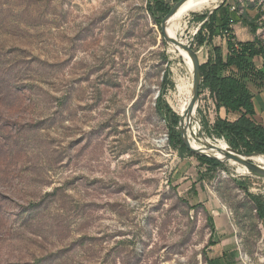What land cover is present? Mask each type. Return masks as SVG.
I'll return each mask as SVG.
<instances>
[{
  "label": "rangeland",
  "instance_id": "obj_1",
  "mask_svg": "<svg viewBox=\"0 0 264 264\" xmlns=\"http://www.w3.org/2000/svg\"><path fill=\"white\" fill-rule=\"evenodd\" d=\"M178 74L147 0H0V264H264V179L169 146ZM196 103L183 136L228 146Z\"/></svg>",
  "mask_w": 264,
  "mask_h": 264
},
{
  "label": "trees",
  "instance_id": "obj_2",
  "mask_svg": "<svg viewBox=\"0 0 264 264\" xmlns=\"http://www.w3.org/2000/svg\"><path fill=\"white\" fill-rule=\"evenodd\" d=\"M172 1L176 4L180 0ZM186 1L184 0L183 3ZM195 5H197V0L192 1L187 6ZM221 6L213 10L209 16L196 17L197 20L203 23L196 34L195 52L198 48L203 47L206 42H211L215 35L216 31L213 29L214 15ZM171 8V4L166 0H147V11L159 27L162 19L169 13ZM171 16L166 20L164 29ZM237 17L236 21L247 25L251 32L255 34L256 26L250 21L247 14L242 13ZM229 19V16L226 15L219 25L220 30L218 31L229 32L227 27ZM232 20H229V22ZM259 44L260 41L255 39L254 43L238 44L239 50L235 51L234 44L228 41V54L225 59L222 57L220 48H213V58H208L207 62L200 66V87L208 90L216 112L212 133L217 138L223 139L231 149L247 155H264V127L256 123L254 119L253 96L246 84V81H250L264 93V66L261 70H257L250 62V59L262 53L260 46L258 49L255 47ZM166 76L167 74L164 77V82L170 88H173V84L167 80ZM156 110L167 122L169 146L180 157L192 155L193 153L184 144L182 135L178 130L180 118L172 112L167 103L162 101L161 96L157 98ZM197 159L211 169L216 167L225 168L217 160L206 156H197ZM238 187L247 191L245 183H239ZM248 197L254 205L257 218L264 222V198L252 194H248ZM213 245L211 235L208 246Z\"/></svg>",
  "mask_w": 264,
  "mask_h": 264
},
{
  "label": "bare ground",
  "instance_id": "obj_3",
  "mask_svg": "<svg viewBox=\"0 0 264 264\" xmlns=\"http://www.w3.org/2000/svg\"><path fill=\"white\" fill-rule=\"evenodd\" d=\"M192 1L196 0H187L186 2L181 4L179 8L173 12L172 16L170 17L169 23L165 27L166 36L169 42V52L173 56L182 59L184 71L186 72V76L183 77L179 76V74L176 75L174 79V93L172 95L174 104H171L172 101L170 102L172 110L182 119V127L185 128H187L189 120L194 116L197 103H193V61L189 53L180 46V44H184L185 42H182L178 39V34L185 30V19L187 16H189L191 13H200L205 10H212L214 8H217L218 3L220 2V0H197V5L187 6ZM169 25L170 27L167 32V28ZM184 45H186V43ZM185 136L186 138H188L192 149H198L197 151L199 153L213 157L219 160L221 163H225L235 167V172L238 174H250L246 166L242 165L240 161L249 162L257 167L264 169V155H236L232 153L229 147L220 140H216L214 143H211L209 141L196 143L190 140L187 135ZM209 148L217 149L221 153H211L213 151ZM228 155H232L237 159H232ZM239 164H241L242 166H240Z\"/></svg>",
  "mask_w": 264,
  "mask_h": 264
},
{
  "label": "crops",
  "instance_id": "obj_4",
  "mask_svg": "<svg viewBox=\"0 0 264 264\" xmlns=\"http://www.w3.org/2000/svg\"><path fill=\"white\" fill-rule=\"evenodd\" d=\"M220 5L222 6L220 9H218L215 12L214 20H213V29L216 31V33L213 36L211 42H206V44H204V46H208L207 48L209 51L208 58L210 59L213 58V54H212L213 48H220L222 57L223 59H225V57L228 54V47H227L228 41L232 42L233 44L235 43L246 44V43H254L255 39L259 40L258 32L263 24L262 21L264 20V3H260L259 0H223ZM242 13L247 14V16L250 18V21L256 26L255 34L251 32L250 28L247 25L242 24L240 21H236L238 18L237 16ZM226 15L229 16L230 18L229 20H232L233 18L235 20V21L232 20L231 24L228 20L227 27L230 33L228 35V38H224L223 32L218 31L220 30L219 25L222 23V20L226 17ZM215 40H218L217 45L215 44ZM259 46L262 49V53L250 59V62L254 65V67L257 70H261L264 66V48L261 45V41L259 45H255L257 49L259 48ZM246 84L248 90L253 96L252 101L255 111L254 119L256 123L264 127V93L260 88H258L252 82L246 81ZM206 95L209 100V103L212 105V108L214 110V105L209 97L208 90H206Z\"/></svg>",
  "mask_w": 264,
  "mask_h": 264
},
{
  "label": "water",
  "instance_id": "obj_5",
  "mask_svg": "<svg viewBox=\"0 0 264 264\" xmlns=\"http://www.w3.org/2000/svg\"><path fill=\"white\" fill-rule=\"evenodd\" d=\"M184 0H180L178 1L169 11V13L162 19L161 23H160V30H161V33L164 37V39L166 41H168V38L165 36L164 34V25H165V22L166 20L168 19V17L170 15L173 14V12L183 3ZM218 7V6H217ZM215 9V8H214ZM180 43V42H179ZM180 46L186 50L192 61H193V103L194 102H197L198 100V95H199V87H200V84H201V76H200V62H199V58H198V55H197V52H195L190 46L188 45H184V44H180ZM178 130L179 132L181 133L182 135V139H183V142L184 144L186 145V147L193 153H197V154H200V155H203V156H206L208 158H211V159H214V160H217L213 157H210V156H207V155H204L202 153H199L197 150H194L192 149V147L190 146V142L188 140V138H186V136L182 134V129H181V126H182V122H181V118L179 120V124H178ZM230 151L236 155H241V156H250V155H247V154H243V153H240L238 151H235L233 149H231L229 147ZM230 158L232 159H237L235 158L234 156L232 155H228ZM218 162H220L219 160H217ZM240 163L244 166H246L247 170L249 171L250 175L252 177H255V178H258V179H264V169L263 168H260V167H257L249 162H245V161H240Z\"/></svg>",
  "mask_w": 264,
  "mask_h": 264
},
{
  "label": "built area",
  "instance_id": "obj_6",
  "mask_svg": "<svg viewBox=\"0 0 264 264\" xmlns=\"http://www.w3.org/2000/svg\"><path fill=\"white\" fill-rule=\"evenodd\" d=\"M259 2L260 3H264V0H259ZM232 23V21H230V24ZM230 33L229 32H224L223 33V36H224V38H228V35H229ZM258 38H259V40L261 41V45H262V47L264 48V27H260V29H259V32H258ZM234 50L235 51H237V50H239V47H238V44L237 43H235L234 44ZM261 260L262 261H264V257H262L261 258ZM249 262V261H248ZM250 264V263H249Z\"/></svg>",
  "mask_w": 264,
  "mask_h": 264
}]
</instances>
